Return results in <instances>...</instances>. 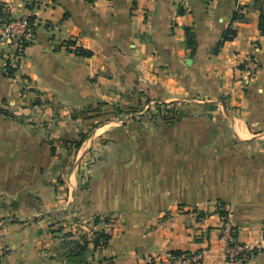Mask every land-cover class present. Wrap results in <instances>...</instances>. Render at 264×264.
<instances>
[{
	"label": "crops",
	"instance_id": "obj_1",
	"mask_svg": "<svg viewBox=\"0 0 264 264\" xmlns=\"http://www.w3.org/2000/svg\"><path fill=\"white\" fill-rule=\"evenodd\" d=\"M2 1L12 18L30 14L34 33L12 76L0 47V264H157L166 251L200 250L202 264H224L218 204L236 240L256 245L264 229V0ZM229 26L235 38L215 52ZM249 59L260 66L251 80ZM133 74L165 102L187 98L185 116L163 132L141 131L132 148L108 132L112 142L79 190L72 158L92 151L84 145L96 146L104 124L69 111L108 104L116 77ZM36 94L60 112L50 140L86 136L78 152L57 142L52 152L19 121ZM90 123H99L93 132ZM71 217L104 230L107 243L60 254L55 225ZM246 264H264V251Z\"/></svg>",
	"mask_w": 264,
	"mask_h": 264
},
{
	"label": "rangeland",
	"instance_id": "obj_2",
	"mask_svg": "<svg viewBox=\"0 0 264 264\" xmlns=\"http://www.w3.org/2000/svg\"><path fill=\"white\" fill-rule=\"evenodd\" d=\"M132 70L134 69L131 68ZM115 80L116 91L114 92V97L110 99L108 104H100L99 107H94L93 109L91 107H85L81 110L72 109L69 111L70 117L73 118L75 116L88 117V114L92 112L97 115L96 120L104 124L103 130L100 132L101 134L94 136L96 146H92L91 144L84 145L88 149L91 147L90 151H92L88 152L85 156L81 155L77 160L74 159L77 153H75L73 158L71 157L73 168L77 171L79 190L87 185L90 176L89 169H91L92 163L94 164V161L101 157L104 148L110 146V142L112 141L108 138V132L115 131L119 134L117 135L118 146H122L127 141L131 143L129 148H132L134 143L135 146H138L136 145L139 144L140 137L138 133L144 131L154 135L165 131L184 118L186 106L189 104L187 98L173 103L165 102L154 93V86L150 81H145L136 74L131 75L130 79L127 76L119 75ZM22 94L26 95V92L22 91ZM50 102L48 97L39 98L36 94L33 102L35 107L32 108V106L28 105L27 108L23 107L19 109L23 113V119L20 117L19 121L27 123L36 135L44 137L52 146V152L54 151L53 145L56 142L60 148L78 152L82 147V142L86 141V136H84L83 132H78L76 137H67L61 134L58 139L53 138L50 140L51 134L56 131L54 127L58 126L60 121L58 117L60 112L56 113L54 110L52 111L49 105ZM52 109L55 108L52 107ZM2 112L4 114L6 113L5 115L8 117L18 120L17 116L13 113H8L4 110ZM98 125L99 123H90V132H93V128ZM126 133H130V135ZM87 134H89V131ZM125 145L128 148L127 144ZM213 146L214 148H218V142L213 143ZM56 224L54 232L57 233L56 238H58L57 248L60 250V254L64 256L76 252L84 243L94 242L97 238L99 241L98 246H104L106 240L100 234L108 236L104 230H94V226H88L87 223L77 217H71L69 220L64 221V223L58 222Z\"/></svg>",
	"mask_w": 264,
	"mask_h": 264
},
{
	"label": "built area",
	"instance_id": "obj_3",
	"mask_svg": "<svg viewBox=\"0 0 264 264\" xmlns=\"http://www.w3.org/2000/svg\"><path fill=\"white\" fill-rule=\"evenodd\" d=\"M3 17L0 18V47H2L3 71L9 68L15 69L20 62L25 48L32 42L34 23L30 14L21 18H12V8L0 0ZM28 7L36 3L28 2ZM260 66L257 61L249 59L245 70L248 79H254L259 73ZM218 212H226L222 217L219 228V240L224 246V264H246L258 252L264 251V229L262 230L256 245L251 246L236 240V229L228 222V212L220 204L216 205ZM79 250V249H78ZM207 255V250L193 252L166 251L155 257L157 264H202Z\"/></svg>",
	"mask_w": 264,
	"mask_h": 264
},
{
	"label": "trees",
	"instance_id": "obj_4",
	"mask_svg": "<svg viewBox=\"0 0 264 264\" xmlns=\"http://www.w3.org/2000/svg\"><path fill=\"white\" fill-rule=\"evenodd\" d=\"M256 3H257V0H256ZM0 8H1V5H0ZM2 9V8H1ZM3 16V13H2V10H0V17ZM235 18H237V14L234 13L233 16H232V20H234ZM30 20H32V17L29 18ZM263 24H264V17L263 15L260 16V21H259V28L261 31H263ZM185 34H186V45L188 46V48H193V45H194V37H193V34L191 32V30L189 28H185ZM236 36V31L234 29H232L230 26L227 27L224 32H223V35H222V39L218 42V44L216 45L215 47V52L218 51V49L227 41H231L235 38ZM74 53L78 56H81V57H90L92 56V52L90 50H87V49H83V48H75L74 50ZM15 72V69H11L9 68L8 71L5 73L7 76H12ZM6 114V113H5ZM220 207H223V205L220 204ZM220 215L221 216H225L226 215V212L224 211H221L220 212ZM99 222V219L98 218H95L94 219V223H98ZM100 236L102 237H105V244L107 243L108 241V236L107 235H104V234H100ZM98 238L94 240V243L95 245H98ZM86 244L84 243V245H82V247H80V249H83L85 248ZM174 253H179V252H174Z\"/></svg>",
	"mask_w": 264,
	"mask_h": 264
}]
</instances>
